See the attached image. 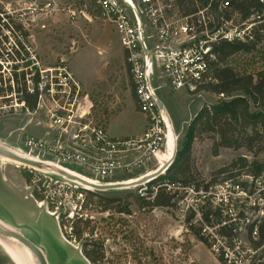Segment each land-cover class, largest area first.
<instances>
[{
  "label": "built area",
  "instance_id": "2783aa9c",
  "mask_svg": "<svg viewBox=\"0 0 264 264\" xmlns=\"http://www.w3.org/2000/svg\"><path fill=\"white\" fill-rule=\"evenodd\" d=\"M1 1L0 117L21 114L31 120L37 117L46 131L44 138L26 136L23 147L17 148L18 155L49 169L65 171L66 165L79 167L89 178L72 175L95 185H101L100 180L114 179L148 166L152 160L158 163L159 155L167 150V138L174 133V128L164 105L160 108L162 102L153 86L154 78L162 83L163 90L195 93L210 80L213 64L217 62L216 47L223 41H252L254 28L264 23V11L245 20L233 8V0H209L206 3L190 0L193 10L190 12H186L187 0L184 3L178 0H73V6H65L64 0H11L17 4L16 10L12 9V2L8 7H1ZM259 1L264 4V0ZM55 12L65 13L72 22L80 16L89 21L97 17L115 26L125 52L126 71L137 110L147 119L142 135L110 137L105 126L94 118L92 100L65 62L52 67L41 65L31 48L33 35L27 29L34 21L30 18L48 17ZM15 19H19L18 22ZM3 62L8 63L7 67ZM6 71L8 75L4 78ZM11 162L29 174L28 189L34 188L32 198L38 206H46L47 212L57 220L61 218L57 210L68 203L76 212L77 204H84L85 191L70 192L72 186L68 179L49 169ZM162 168L158 166V170ZM168 169L159 178L137 186L139 197L153 201L157 193L163 191L170 198V206L186 203L183 217H187L189 227L197 228L195 225L199 223L197 229L217 259L221 258L223 264H245L251 254L256 253L251 246H244L245 233L248 241L247 225L264 220V176L258 179L247 176L254 181L252 191L246 190L244 182H223L224 186L236 183L232 188L239 197L244 196L250 201L255 195L259 198L252 202L258 217L250 221L236 213L237 198L230 196L225 202L214 204L210 201L214 197L211 185L206 189L209 183L195 186L171 180L166 177ZM150 173L153 172H147L145 176ZM52 176L67 180L66 186L54 181ZM194 195L204 197L207 206L213 210L219 209L221 221L215 222L212 214L211 223H207L205 210H198L189 202ZM65 198L69 200L65 202ZM71 214L69 219H74L76 213ZM77 215L81 216L78 212ZM222 228L229 229V233L222 234ZM257 237L255 228L252 238Z\"/></svg>",
  "mask_w": 264,
  "mask_h": 264
},
{
  "label": "rangeland",
  "instance_id": "374dc122",
  "mask_svg": "<svg viewBox=\"0 0 264 264\" xmlns=\"http://www.w3.org/2000/svg\"><path fill=\"white\" fill-rule=\"evenodd\" d=\"M1 2V7H8V3L12 1L2 0ZM73 2V0H64V5L73 6ZM12 4V9H18L16 2ZM30 19L34 20L31 21L32 26L27 29L34 38L31 48L38 56L41 65L58 66L64 61L84 93L88 94L92 100L94 118L106 126L109 133H117L121 136L141 133L145 125V115L136 109V98L126 71L124 49L115 26L97 17L89 21L80 16L77 21L72 22L65 13L61 12L52 13L48 17ZM18 20L15 19V22ZM234 58L240 59L243 65L250 64L251 61L250 56H234ZM3 64L5 67L8 65L5 62ZM7 75L6 71L3 77L7 78ZM161 85L158 79H153V86L157 89L173 124L177 155L186 144V131L194 117L203 107L217 104L222 96L203 91L200 93L172 92L163 90ZM247 134H249L247 129L239 128L236 136L246 138ZM28 135L38 138L46 136V131L42 123H38L37 117L33 120L24 114L0 117V149L19 156L17 148L23 147V142ZM219 139L217 133L198 131L192 144L188 172L193 180L181 181L186 185L194 184L195 186L209 183L214 196L210 199L211 202L218 204L222 200L225 202V199L230 196L237 198L236 213L243 214L250 221L255 220L258 217V211L252 207V202L259 198L255 195V198L250 201L244 196L239 197L235 195L232 188L236 183H227L224 186L222 182L223 179L230 178L229 180L233 182H244L247 191L254 190V181L243 173L239 174V167L232 168L231 165L239 158L252 161L255 157L246 147L220 148L218 156H214L213 146ZM2 156L0 154V157ZM256 159L264 162V152L259 153ZM0 162L4 164L3 167L0 166V225L35 245L46 264H89L82 255L84 243L71 238L69 234L71 228L68 223L63 230L59 225L62 219L66 222L70 220L69 214L73 212L76 213L74 215L76 220L87 218L91 220L90 229H93V240L97 244L94 248L97 252L102 249L105 254L104 261L98 264H192L194 262L220 264L214 253L204 243L197 241L189 230L187 217H183L182 212L187 206L186 203L177 207L144 209L136 202L135 195L140 196L136 187L93 191L106 198H126L131 215L126 212L118 213L113 206L108 212H102L101 208L97 207L87 211L84 208L80 210L83 202H79L77 212L81 216L78 217L73 206L71 207L68 203L57 210V215L61 216L60 220H57L45 213L46 206L41 207L43 210L40 211L25 199V196L32 193L34 188L29 189V192L24 189L21 172L24 171L23 168H17L12 162L1 160ZM222 167L231 168L232 173L235 174L234 177H228L227 174L214 177L213 174ZM64 170L70 174L89 178L88 174L76 166L66 165ZM150 171H158V163L155 160H152L148 166L135 169L129 174L100 180V184L119 185L131 179L136 181L144 178ZM52 179L64 186L68 182L58 176H52ZM260 181L263 183V180ZM69 183L72 186L69 187L70 192L87 191L74 182L69 181ZM75 186L78 188L75 189ZM85 192L84 197H87ZM262 198H264V192ZM68 200L65 198V202ZM189 202L198 210H206L208 204L204 197L200 198L199 195L192 196ZM49 207L52 211V206ZM195 226L199 228V223ZM246 234L243 235L244 246L250 247ZM87 236L85 234V237ZM186 240L192 244V249L187 252V258L180 246H177ZM99 243L103 246L100 247ZM252 256L251 254L245 264H251ZM261 259L264 263V256ZM257 263L259 264V261ZM0 264L41 263L23 243L0 235Z\"/></svg>",
  "mask_w": 264,
  "mask_h": 264
},
{
  "label": "trees",
  "instance_id": "16d2710c",
  "mask_svg": "<svg viewBox=\"0 0 264 264\" xmlns=\"http://www.w3.org/2000/svg\"><path fill=\"white\" fill-rule=\"evenodd\" d=\"M178 1L184 3L185 0ZM202 1L206 3L209 0ZM186 4V6L189 5L186 8V12L193 11L190 0H187ZM232 4L233 8L245 20L256 13L264 11V4L260 3L259 0H233ZM253 34L254 38L250 42L223 41L216 47L217 62L213 64L210 80L196 92L200 93L203 91L222 97L217 104L211 107H203L194 117L186 131V144L179 154L175 156L173 164L166 173L167 178L185 182L193 180L188 172L192 144L198 131H211L219 136V141L215 142L213 146L214 156H218L220 148L238 149L246 147L255 159L248 161L246 158H239L233 162L231 167H239V174L243 173L254 179L264 176V162L256 159L259 153L264 152V23L257 25ZM234 56H250V64L243 65L240 59H235ZM239 128L248 130L249 134H247L246 138L236 136ZM21 172L26 183L29 184L31 182L29 174L26 171ZM232 172L231 168L222 167L213 175L217 177L227 174L228 177H234L233 175L235 174ZM229 179H223L222 182ZM209 185L206 186V189L209 188ZM86 195L87 197L83 204L85 211L97 207L101 208L102 212H108L113 206L116 207L118 213L126 212L131 215V210L128 209L129 202L124 197L106 198L92 191L86 192ZM135 196L137 204L143 206L144 209L167 208L171 205L169 196L163 191H159L153 201ZM37 197L40 200L39 196ZM205 209L204 219L207 223H211L210 215L212 214L215 222L221 221L222 215L219 209L215 211L211 206H206ZM66 223L71 228V238L77 242L84 243L82 254L88 262L90 264H98L104 261L105 254L102 249L97 252L94 248L97 244L93 240V229H90L91 220L88 218L85 220L70 219L66 222L62 219L59 223L62 230ZM255 228L257 229V239L252 238V232ZM189 230L197 241L204 243L209 248L205 238L200 235L199 229L190 226ZM247 230L251 249L256 252L251 258V264H258V261L259 264H264L261 259L264 256V220L249 223ZM221 232L222 234H228L229 229L222 228ZM85 234L88 236L85 237ZM99 244L100 247L103 246L102 243ZM177 246H180L181 251L187 258V252L192 249L191 242L186 240L183 244H177ZM218 261L223 264L221 258H218Z\"/></svg>",
  "mask_w": 264,
  "mask_h": 264
},
{
  "label": "water",
  "instance_id": "95a60500",
  "mask_svg": "<svg viewBox=\"0 0 264 264\" xmlns=\"http://www.w3.org/2000/svg\"><path fill=\"white\" fill-rule=\"evenodd\" d=\"M163 107V104L160 103V108ZM0 154L3 155L2 157L3 158H8L9 160H12V161H17V162H21V163H24V164H28V165H32V166H36L40 169H43V170H47L49 168H47L46 166H41L40 164H37V163H34V162H31V161H28L22 157H19V156H15L3 149H0ZM176 155V153H175ZM175 155L173 157V159L171 160L170 163H168L164 168L158 170L155 174L151 175V176H148V177H144L140 180H138L137 182L135 183H132V184H119V185H95V184H91L77 176H74L66 171H63V170H60V169H49V170H52L54 171L55 173L59 174L60 176L68 179L69 181H72V182H77V183H80L81 185H83L84 187H88L94 191H110V190H114V189H119V188H127V187H137V186H141L142 184H146V183H149L157 178H159L161 176V174L164 172V170L168 169V167L170 168V166L173 164L174 160H175ZM168 171V170H167ZM0 235H4V236H7V237H11L21 243H23L26 247H28V249H30L39 259L40 263L41 264H46V261L45 259L43 258V256L41 255V253L39 252V249L33 245L32 243H30L29 241H27L26 239H24L23 237L15 234V233H12L10 231H7V229L3 228L0 226Z\"/></svg>",
  "mask_w": 264,
  "mask_h": 264
},
{
  "label": "bare ground",
  "instance_id": "6f19581e",
  "mask_svg": "<svg viewBox=\"0 0 264 264\" xmlns=\"http://www.w3.org/2000/svg\"><path fill=\"white\" fill-rule=\"evenodd\" d=\"M176 151V137L175 134L171 132L170 136L167 138V150L164 152V154H160L158 157V166H163V168L166 166V164L174 157ZM0 160L3 162H11L8 158L0 157ZM156 172L150 173L146 175L145 177L151 176L155 174ZM140 180V179H139ZM138 180L134 181H128L124 184H132L137 182Z\"/></svg>",
  "mask_w": 264,
  "mask_h": 264
},
{
  "label": "crops",
  "instance_id": "0c3cea01",
  "mask_svg": "<svg viewBox=\"0 0 264 264\" xmlns=\"http://www.w3.org/2000/svg\"><path fill=\"white\" fill-rule=\"evenodd\" d=\"M124 56H125V52H124ZM133 100V99H132ZM133 102H134V100H133ZM137 109V108H136ZM109 113H110V111H109ZM146 126H147V119H146V117H145V125H144V127H143V129H142V132L141 133H139V134H136V135H131V136H128V135H126V136H121V135H118L117 133H109L108 132V130H107V128H106V126H105V128H106V131H107V133L109 134V136L110 137H112V138H129V137H137V136H140V135H142V133L145 131V129H146ZM112 134V135H111ZM0 166L1 167H3L4 166V164H2L1 162H0ZM23 177V176H22ZM30 184V183H29ZM28 184V185H29ZM23 186H24V189L26 190V191H28L29 192V189H28V185H27V183H26V181H25V179L23 178V184H22ZM25 199L27 200V201H30V203H32L35 207H36V209L37 210H43L40 206H38V204L36 203V201L32 198V196H31V193H29V195L28 196H25ZM32 210V209H31ZM45 213L46 214H48L49 216H52V215H50L46 210H45ZM52 217H54V216H52ZM55 218V217H54ZM56 219V218H55ZM1 226V225H0ZM2 227V226H1ZM83 255V254H82ZM84 257V256H83ZM85 258V257H84ZM86 259V258H85ZM218 260V259H217ZM86 261L88 262V260L86 259ZM89 263V262H88ZM218 263H220L219 261H218ZM90 264V263H89Z\"/></svg>",
  "mask_w": 264,
  "mask_h": 264
}]
</instances>
